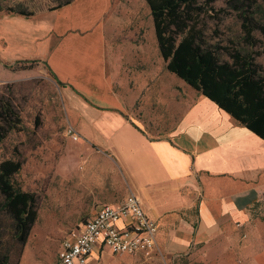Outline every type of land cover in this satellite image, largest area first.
Segmentation results:
<instances>
[{
	"label": "crops",
	"instance_id": "crops-1",
	"mask_svg": "<svg viewBox=\"0 0 264 264\" xmlns=\"http://www.w3.org/2000/svg\"><path fill=\"white\" fill-rule=\"evenodd\" d=\"M110 8L111 0H72L36 24L22 20L27 31L10 37L13 49L0 50V63L45 64L68 126L107 154L126 197L134 194L156 222L157 254L173 264H264V140L194 90L163 135L149 133L153 122L142 113L132 119L136 98L115 90L107 67ZM102 256L110 262L114 255L94 252L90 264Z\"/></svg>",
	"mask_w": 264,
	"mask_h": 264
},
{
	"label": "rangeland",
	"instance_id": "rangeland-1",
	"mask_svg": "<svg viewBox=\"0 0 264 264\" xmlns=\"http://www.w3.org/2000/svg\"><path fill=\"white\" fill-rule=\"evenodd\" d=\"M66 1L0 0V50L10 55V37L27 31L22 26L29 23L22 20L29 17L14 13H37ZM226 1L212 5L215 12H224L209 13L204 18V34L211 44L230 47L232 41L243 49L240 21ZM249 1L254 2L257 21L264 25V0ZM39 17L32 16V22L36 24ZM104 30L107 67L115 90L136 98L129 115L136 120L142 113L153 122L149 133L163 135L178 120L181 101L197 95L166 70L147 4L144 0H111ZM254 38L258 44L250 50L261 52L264 38L259 32H254ZM220 58L226 56L221 54ZM0 60H6L1 53ZM257 62L264 67V54ZM0 90L13 94L22 119L21 131L10 132L0 143V162L22 164L15 183L35 195L37 207V219L25 244L19 245L12 238V220L2 210L0 197V259L7 256V264H56L65 235L88 219L94 209L121 202L127 195L126 183L107 154L67 135L59 86L45 64L38 60L13 67L0 63ZM101 259L98 264L114 259L118 264H173L157 253L114 255L110 262H104L103 256Z\"/></svg>",
	"mask_w": 264,
	"mask_h": 264
},
{
	"label": "trees",
	"instance_id": "trees-1",
	"mask_svg": "<svg viewBox=\"0 0 264 264\" xmlns=\"http://www.w3.org/2000/svg\"><path fill=\"white\" fill-rule=\"evenodd\" d=\"M71 1L37 13L14 14L23 17L41 15ZM144 1L150 10L157 48L166 70L264 140V67L257 62L264 54V48L261 52L250 50L258 44L254 32L264 38V25L255 17L254 2L226 1L240 21V38L244 45L240 49L232 41L230 47L211 44L204 34V18L209 13L224 12L214 11L212 5L218 0ZM221 54L226 59H221ZM29 62L33 61H19L14 65ZM21 129L22 119L13 94L0 90V143L10 132ZM21 166L14 160L0 162V197L2 210L12 220V238L17 244L24 245L37 219V207L35 195L21 190L15 183L14 177ZM7 261L4 256L0 264H7Z\"/></svg>",
	"mask_w": 264,
	"mask_h": 264
},
{
	"label": "built area",
	"instance_id": "built-area-1",
	"mask_svg": "<svg viewBox=\"0 0 264 264\" xmlns=\"http://www.w3.org/2000/svg\"><path fill=\"white\" fill-rule=\"evenodd\" d=\"M67 135L80 139L68 126ZM157 224L148 217L139 199L130 193L117 205H102L79 223L60 242L56 264H90L93 253L151 256L157 251Z\"/></svg>",
	"mask_w": 264,
	"mask_h": 264
}]
</instances>
